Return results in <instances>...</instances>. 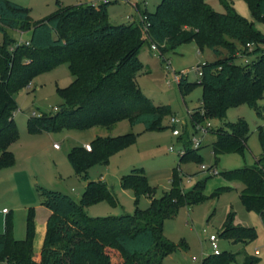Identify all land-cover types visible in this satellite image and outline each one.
I'll use <instances>...</instances> for the list:
<instances>
[{"label": "trees", "instance_id": "trees-1", "mask_svg": "<svg viewBox=\"0 0 264 264\" xmlns=\"http://www.w3.org/2000/svg\"><path fill=\"white\" fill-rule=\"evenodd\" d=\"M117 0L81 2L59 7L51 14L33 20L31 9L12 0H0V169L13 166L15 156L11 144L19 137L14 120L16 93L30 85L39 74L66 63L73 80L58 87L63 101L56 111L38 113L28 118L31 131L45 129L86 130L94 127L112 129L123 119L131 124L143 123L146 129H163V118L171 114L169 104H155L137 81L143 69L139 56L146 42L157 45L162 62L167 55L190 40L200 50L209 47L217 55L200 63L201 76L191 82L184 76L178 82L183 93L196 84L202 87L201 105L190 113V123L197 126L208 119H224L232 107L248 104L262 116L259 100L264 96V33L254 21L241 15L228 2L221 0L226 11H217L206 0H160L154 11L137 9L147 15L145 21L116 23L108 6ZM252 14L264 21V0H245ZM9 29L30 30L29 44L18 40ZM225 50V51H224ZM237 58L248 59L237 62ZM191 126V125H190ZM190 131V130H189ZM179 136L184 146L180 161H201L199 147L193 146L190 132ZM249 123L244 117L225 122L217 129L212 151L216 162L225 153H241L247 149ZM264 150V125L258 126ZM182 135V134H181ZM189 135V136H188ZM136 133L96 135L89 143L75 145L68 158L75 172L86 180L79 200L60 190L39 186L43 203L51 210L40 259L34 258L36 228L34 208L29 209L27 232L22 239L13 235V217L7 212L4 230L0 232V264H163L175 249L163 233L164 222L177 214L182 206L220 195L231 186H219L211 195L204 193L206 178L189 190L181 184L179 165L174 167L171 187L157 197L143 168L134 167L121 176L123 188H131L135 196L133 213L90 216L86 207L106 199L118 202L116 194L103 179H90L88 168L95 161L107 163L110 155L136 141ZM185 139L183 141V139ZM183 138V139H182ZM210 167H213L211 165ZM227 180H239L243 186L240 199L247 209L264 220V154L253 165L222 169ZM151 200L147 208L138 206L143 195ZM235 242L247 244L256 238L253 226L235 222L234 212L226 215L219 232ZM229 251L210 253L201 264H256L254 254Z\"/></svg>", "mask_w": 264, "mask_h": 264}, {"label": "rangeland", "instance_id": "rangeland-1", "mask_svg": "<svg viewBox=\"0 0 264 264\" xmlns=\"http://www.w3.org/2000/svg\"><path fill=\"white\" fill-rule=\"evenodd\" d=\"M31 9L33 20L43 18L58 7L81 2H98L100 0H12ZM142 8L154 11L160 0H138ZM217 11L224 12L226 8L221 0H206ZM228 2L241 15L254 21V25L264 33V21L256 18L245 0H228ZM112 21L116 23L137 22L141 17L140 11L129 1L117 0L108 6ZM9 33L16 39L26 40L31 31L18 32L9 29ZM3 34L0 30V43ZM225 51V50H224ZM139 56L143 62V69L137 74V81L144 93L157 104H169L171 114L163 118V129H146L143 123L131 124L129 119L117 122L112 129L98 126L92 129H61L48 131L40 129L31 131L28 128V118L33 111L51 113L56 111L63 99L57 88L65 87L73 80L66 63L55 66L50 71L36 76L29 86L19 90L16 95L17 109L14 120L19 129V137L10 149L14 153L13 166L0 169V232L4 230L7 212L13 217V235L22 239L27 232V218L30 208H34L35 228H38L41 219L47 217L49 208L43 203L38 190L39 186L60 190L69 194L75 200L81 198L86 180L78 175L68 158V151L75 145H84L94 136L96 131L118 135L127 132L136 133V141L118 151L113 152L107 163L95 161L88 168L90 179H103L116 194L118 202L112 204L106 199L92 203L86 207L90 216L122 215L133 213L135 210V196L131 188H123L120 184L121 176L130 172L134 167L143 168L150 183L156 187L155 196H161L171 187V177L174 167L178 166L183 189H192L199 180L206 178L204 193L211 195L219 186H231L222 191L220 195L208 197L205 201L190 206H182L177 214L167 218L164 222L163 233L175 243V249L166 255L163 264H200L203 257L211 251L210 234L218 235L220 251L240 253L238 259L242 260L244 253L254 254L260 258L256 264H264V220L259 213L247 209L240 199L243 186L239 180H227L222 169H233L245 165H253L264 154L258 126L264 125V96L259 100L263 115L244 103L228 110L227 116L220 119H208L201 125L211 122L214 129L224 126L225 122L236 121L244 117L249 123L247 149L241 153H225L219 156L216 162L212 151V143L216 139L215 132L203 133L199 125L190 123L189 111L201 105L202 87L196 84L189 92L183 93L174 72L185 71L187 79L195 82L199 79L197 66L207 60H214L217 55L212 49L205 46L200 50L195 40L179 45L167 57L171 63L162 62L157 49L151 48L146 42L140 50ZM245 61L237 58V62ZM171 115L180 122L177 128L184 136L189 131L190 136L196 135L202 139L199 153L201 161L190 159L180 161V153L184 146L178 135L173 134L170 125ZM191 125V126H190ZM189 136V135H188ZM183 139V138H182ZM187 139L184 137L183 141ZM57 144L58 147L54 145ZM213 165L218 173L213 174L201 167ZM150 196H141L138 206L147 208ZM8 211L4 212L3 208ZM230 212L235 214V222L244 226H253L257 235L254 240L244 244L235 242L227 237H221L219 232ZM259 248L256 253L255 249ZM34 258L40 259L34 246Z\"/></svg>", "mask_w": 264, "mask_h": 264}, {"label": "built area", "instance_id": "built-area-1", "mask_svg": "<svg viewBox=\"0 0 264 264\" xmlns=\"http://www.w3.org/2000/svg\"><path fill=\"white\" fill-rule=\"evenodd\" d=\"M123 1H129L136 8H137V4L139 2L138 0H123ZM140 15H141L140 19H142L143 21H145L144 28H145V30H147L148 29L147 15H145V14H140ZM19 40L22 41L21 39H19ZM25 41H26L27 44H29V40H25ZM152 48L153 49H157V45L156 44H152ZM247 60L248 59H245V61H247ZM166 61H167V67H170L171 66V63H170L168 57H167ZM196 70L198 71L199 76H201V74H202L201 68L199 66H197ZM187 72H185V71L176 72L175 71L174 72L175 80L179 82L182 77L186 76V73ZM57 108L58 107H55V109H57ZM189 113H191V111H189ZM36 114H38V113L35 112V111H33V115H36ZM179 122H180V120L177 117L171 115V117H170V125L172 126L173 134H175V135H179L181 133L180 129L177 128V124ZM197 125H199L198 129H200L203 133H207V132H209V128L211 127V122L210 121H207V124L206 125H201L200 123H198ZM192 141H193V146L194 147H199L201 145L202 139L200 137L196 136V135H193L192 136ZM55 146H58V145L55 144ZM84 146L88 150H91V144L90 143H85ZM181 153H183V150L181 151ZM201 167L203 169H205V170H209L213 174L218 173V171L216 170V168H212L210 166H207L204 163L201 164ZM3 210L4 211H8L6 208H4ZM218 239L219 238H218V235L217 234L212 233L209 236V240L211 242V252L214 253V254H219L221 252L220 251V248H219ZM255 252L258 253L259 252V248H256L255 249ZM191 264H196V263H191Z\"/></svg>", "mask_w": 264, "mask_h": 264}, {"label": "crops", "instance_id": "crops-1", "mask_svg": "<svg viewBox=\"0 0 264 264\" xmlns=\"http://www.w3.org/2000/svg\"><path fill=\"white\" fill-rule=\"evenodd\" d=\"M17 31L20 32V33L23 32V31H20V30H17ZM30 37H31V33H30L29 38H27L26 40H29ZM21 40H23V39H21ZM96 135H111V133H106V132H102V131L99 130V131L95 132L94 136L91 139H93ZM91 139L89 141H91ZM55 147H58V146H55ZM4 212H6V211H4ZM50 214H51V210L49 209L47 211V217H43L40 220L41 223H40L39 227L36 228V236H35V239H34V246H35L36 252L38 253V256H40V251H41V247H42L44 236H45V232H46V221H47V218H48V216Z\"/></svg>", "mask_w": 264, "mask_h": 264}]
</instances>
